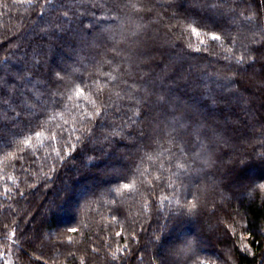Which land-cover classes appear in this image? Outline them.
I'll return each instance as SVG.
<instances>
[{"label":"trees","instance_id":"16d2710c","mask_svg":"<svg viewBox=\"0 0 264 264\" xmlns=\"http://www.w3.org/2000/svg\"><path fill=\"white\" fill-rule=\"evenodd\" d=\"M0 74V264H264V0H0Z\"/></svg>","mask_w":264,"mask_h":264},{"label":"snow or ice","instance_id":"6c2138e0","mask_svg":"<svg viewBox=\"0 0 264 264\" xmlns=\"http://www.w3.org/2000/svg\"><path fill=\"white\" fill-rule=\"evenodd\" d=\"M197 35H199V33H197ZM212 39H213V40H220L221 37L214 35V36L212 37ZM57 75H59V74H57ZM11 87H12V86L10 85V86H9V90L7 91V93H6V95H5V94H4V90H5V81H4V77H3V75L0 74V105L7 104L10 108H11V106H12L13 104H15V105H17L18 107H21V108L29 107V106L27 105V101L24 99V95H25V94H24L23 92H21V93L19 94V98L13 97V96L11 95V91H10V88H11ZM20 87L23 88V85H21ZM56 95H57L56 93H52V94H51V99H52V102H53V103H56V100H55ZM158 102L161 104V106H165L166 103H167L166 98H165L163 95H161V96L158 97ZM137 103H138V102H137ZM13 111H14V110H13ZM14 115H15V116H19L20 113L14 111ZM134 122H135V121H133V123H134ZM179 123H180V124H183V121H180ZM261 187H264V185H261Z\"/></svg>","mask_w":264,"mask_h":264}]
</instances>
